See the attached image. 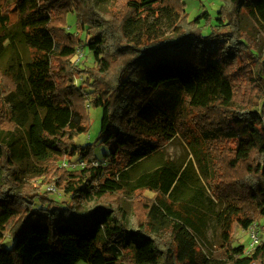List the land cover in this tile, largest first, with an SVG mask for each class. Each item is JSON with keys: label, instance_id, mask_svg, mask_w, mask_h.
Wrapping results in <instances>:
<instances>
[{"label": "trees", "instance_id": "trees-1", "mask_svg": "<svg viewBox=\"0 0 264 264\" xmlns=\"http://www.w3.org/2000/svg\"><path fill=\"white\" fill-rule=\"evenodd\" d=\"M221 1L191 18L184 0H0V264H207L208 214L226 264H264V240L235 245L264 219V54L242 23L264 26V0ZM81 48L94 66L71 61ZM90 108L100 130L80 145ZM186 130L196 162L178 163L165 145ZM75 156L85 167L59 164Z\"/></svg>", "mask_w": 264, "mask_h": 264}, {"label": "rangeland", "instance_id": "rangeland-1", "mask_svg": "<svg viewBox=\"0 0 264 264\" xmlns=\"http://www.w3.org/2000/svg\"><path fill=\"white\" fill-rule=\"evenodd\" d=\"M97 6L101 8V10H107L111 2L110 0H97ZM187 4V11L190 13L191 18H195L200 13L207 11L213 17L218 16V11L222 6L223 2L221 0H184ZM69 22V29L71 31H75V22L76 17L75 15H69L68 17ZM242 23H243V30L249 29L252 34L254 35L255 39L258 42L260 48V55L264 54V26L260 24L257 18L251 16L250 14H243L242 15ZM204 24V22H203ZM161 28L159 30L160 34H164L165 37H171L176 35L175 23L172 18L164 16L162 18V22L160 23ZM206 33L209 31V26L205 28ZM86 52V49H84ZM24 55V52H21ZM76 66H94L95 60L93 54L90 52L86 54L82 59L78 60V54L72 58L71 60ZM3 62H7V58L3 59ZM85 78V76L83 77ZM82 79L78 78L77 83L80 84ZM89 115L91 118V128L90 131L84 134L79 135L75 142L80 145H85L87 143H94L95 139L100 130L101 126V118H102V108H90ZM190 127H193L190 125ZM189 129V128H187ZM194 132L192 130H186V134H176L170 142L165 145L166 154L175 160L178 163H184L188 159L194 160L196 162V146H192L191 143H194L195 138ZM199 141H201L199 139ZM191 142V143H190ZM195 145V143H194ZM199 147L202 149L204 148L203 143L200 144ZM106 147L97 144L96 150L100 154ZM78 156H75L72 159H77ZM60 161V165H61ZM148 163H151L149 161ZM38 167L37 165L32 162L28 161L26 164V172L25 178L29 181H32L35 185H40L42 191H48V183L45 181V176H39L37 174ZM197 171V170H196ZM144 190V189H142ZM155 191L145 189L143 191L144 196L148 197H155ZM52 197L57 199L59 202L66 201L69 199V196L64 193L63 190L57 189L56 191H52ZM129 195H127V198ZM82 209V207H80ZM211 214H208L205 218V221L202 224V227L205 231H197L196 232V239L198 240L199 247L203 252V255L207 256V264H226L227 257L226 255L219 250V243H220V236L221 231H219L218 223L214 217H211ZM110 219H112L110 217ZM255 228L259 230L261 241L264 240V219L256 222ZM129 223H127L128 225ZM263 227V228H261ZM249 230H238L236 233L235 245H245L248 249L250 246V233ZM15 243V238L12 236H7L3 240V244L8 247L12 248ZM76 264H90L85 260H80Z\"/></svg>", "mask_w": 264, "mask_h": 264}, {"label": "built area", "instance_id": "built-area-1", "mask_svg": "<svg viewBox=\"0 0 264 264\" xmlns=\"http://www.w3.org/2000/svg\"><path fill=\"white\" fill-rule=\"evenodd\" d=\"M86 55V52L84 48H81L78 50V60L82 59ZM86 162L83 159H64L61 162V166L66 167L71 170L80 169L82 167H85ZM48 190L50 191H56L57 188L55 186H48ZM250 246L248 248V251H252L254 248H256L261 243V237L260 232L258 229L255 228V225L250 227Z\"/></svg>", "mask_w": 264, "mask_h": 264}]
</instances>
